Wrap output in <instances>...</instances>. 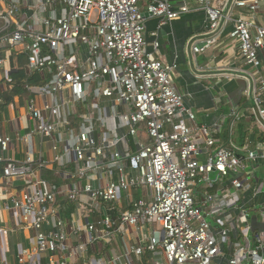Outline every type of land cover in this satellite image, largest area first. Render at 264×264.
Here are the masks:
<instances>
[{"label":"built area","instance_id":"built-area-1","mask_svg":"<svg viewBox=\"0 0 264 264\" xmlns=\"http://www.w3.org/2000/svg\"><path fill=\"white\" fill-rule=\"evenodd\" d=\"M261 7L262 0H197L193 7L0 0V67L1 52L14 51L27 58L28 80L42 78L26 83L19 107L29 122L17 136L26 147L21 161L9 156L13 138L0 136V185L20 184L8 208L31 233L17 264H264V231L241 230L229 214L248 219L240 193L253 189L254 176L239 148L218 145L216 131L197 122L177 90V64L147 51L144 18L162 28L203 11L209 38L193 37V54L214 46L232 24L241 59L260 70ZM234 71L249 79L245 96L264 130V79ZM4 104L0 97V115ZM259 156L248 152L249 160ZM224 183L232 190L222 197L213 190Z\"/></svg>","mask_w":264,"mask_h":264},{"label":"crops","instance_id":"crops-1","mask_svg":"<svg viewBox=\"0 0 264 264\" xmlns=\"http://www.w3.org/2000/svg\"><path fill=\"white\" fill-rule=\"evenodd\" d=\"M170 1L175 7L183 3L193 7L197 3V0ZM142 6L144 8V4ZM240 14L241 11L236 10L234 18ZM257 22L264 25V0L257 15ZM145 24L147 51L153 54L156 60L177 64V90L184 97L187 106L196 114L197 122L216 131L218 145H234L241 150L239 155L245 160L247 174L254 176L253 189L240 193L241 207L246 208L249 214L244 222L254 231H264V158L259 156L257 161L248 159L250 151L264 152V130L257 124L252 102L245 96L249 79L233 73L234 70H244L251 73L258 82L264 79V51L259 55L260 70L246 65L240 57L238 45L230 37L232 24H228L214 46L202 53L193 54L188 47L190 40L196 37L198 43L209 38V21L203 11L190 12L162 28L159 27V20L151 16L145 18ZM154 33L158 34L157 37H154ZM156 41L159 43L157 50L154 49ZM1 55L5 58V63L0 67V97L9 91L13 74L25 69L27 63L26 56L16 55L14 51L5 50ZM19 96L20 103L15 102L13 97L14 106H11L12 103L3 106V113L0 115V136L13 138L14 148L9 156L17 161L23 159L26 151L17 136L25 134L29 128L28 118L21 116L19 112L20 105L24 103L22 97L26 96V92ZM200 140L204 143L203 137L200 136ZM5 187L8 192H5ZM19 187L18 182L8 186L4 183L0 185V264H17L20 251L30 247L31 233L20 229L12 210L8 208L11 205V195L16 194ZM226 187L227 184H220L213 191L223 197L225 189L232 190V187ZM259 189L262 191L261 195H258ZM229 214H232L231 218H236V221L240 219L233 210L229 211ZM116 242L122 252L120 241Z\"/></svg>","mask_w":264,"mask_h":264},{"label":"trees","instance_id":"trees-1","mask_svg":"<svg viewBox=\"0 0 264 264\" xmlns=\"http://www.w3.org/2000/svg\"><path fill=\"white\" fill-rule=\"evenodd\" d=\"M23 56L25 57V55H21V57ZM27 78L28 77L25 69L18 70L13 74V79L11 83V85L13 86V90L6 91L4 94L1 95V97L4 98L5 101L4 105L11 104L13 101V97H15L16 95L24 94L26 83L36 84L39 81H42V78L39 75L38 77L31 80H28ZM262 140L264 141V137L262 138ZM0 168L3 169L4 165H1Z\"/></svg>","mask_w":264,"mask_h":264},{"label":"rangeland","instance_id":"rangeland-1","mask_svg":"<svg viewBox=\"0 0 264 264\" xmlns=\"http://www.w3.org/2000/svg\"><path fill=\"white\" fill-rule=\"evenodd\" d=\"M212 177L214 178L215 177V174L212 175ZM238 225L240 227L241 230H244L245 229V222H244V218H240L238 219ZM252 237V235H251Z\"/></svg>","mask_w":264,"mask_h":264},{"label":"water","instance_id":"water-1","mask_svg":"<svg viewBox=\"0 0 264 264\" xmlns=\"http://www.w3.org/2000/svg\"><path fill=\"white\" fill-rule=\"evenodd\" d=\"M148 16H151V15H149L148 13L144 14V18H146Z\"/></svg>","mask_w":264,"mask_h":264}]
</instances>
